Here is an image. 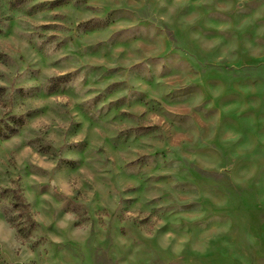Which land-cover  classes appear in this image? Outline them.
Returning <instances> with one entry per match:
<instances>
[{
	"label": "rangeland",
	"instance_id": "obj_1",
	"mask_svg": "<svg viewBox=\"0 0 264 264\" xmlns=\"http://www.w3.org/2000/svg\"><path fill=\"white\" fill-rule=\"evenodd\" d=\"M0 65L15 72L0 83V101L7 99L0 107L8 109L0 111V163L5 145L30 123H47L40 119L46 106L13 108L67 103L77 86L88 99L76 100L80 119L64 133L58 168L82 169L91 133L103 141L110 125H123L105 141V166L117 165L130 182L107 194L117 196L112 218L121 239L106 235L90 264L101 257L112 264H264V0H0ZM45 69L51 84L34 91ZM41 140L10 145L8 163L14 167L27 148L47 155L51 143L33 147ZM8 193L19 199L17 189ZM17 232L24 241L31 235ZM62 247L71 245H58L50 258Z\"/></svg>",
	"mask_w": 264,
	"mask_h": 264
},
{
	"label": "clouds",
	"instance_id": "obj_2",
	"mask_svg": "<svg viewBox=\"0 0 264 264\" xmlns=\"http://www.w3.org/2000/svg\"><path fill=\"white\" fill-rule=\"evenodd\" d=\"M31 31L30 28L25 29ZM71 51V49H70ZM23 63L19 71H23L27 66ZM78 63H84L83 60ZM73 64L72 67H76ZM0 71L8 74V80H0V83H8L15 72L11 68L0 65ZM39 78L32 81L40 87L34 91H47L50 84L51 73L46 69L38 74ZM83 77H81L82 79ZM72 89V85H65ZM101 88L103 85L100 86ZM11 91V89H9ZM75 98L69 102L56 101L55 98L42 99L35 104L29 102L25 105L13 108L17 113H26L28 110L35 112L45 111L41 120H46V126H39L35 122L30 123L25 128V134L10 145L18 144L23 146L25 140H30L33 136L43 137L39 144L34 143L33 147L40 144H52L47 155L38 156L31 148L24 149L17 158L13 167L8 163L10 145H5V155L0 163V225L4 227V232L0 235V264H90L88 259L90 252L96 251L98 245L102 244L106 235L110 234V239L119 242L121 238L116 235V221L112 218V213L116 210L117 196L109 197L107 194L117 188L121 189L127 183L122 176H118L120 169L117 165L109 163L105 166V158L111 155L109 145L105 142L108 137L115 136L116 129L123 125H110V130L103 133V141L97 139L96 132L91 133V141L82 169L75 172L67 168H58L56 162L63 157L64 150L61 145L66 144L64 133L69 129L70 123L79 120L80 116L75 108L76 100L88 99L84 95L85 89L81 86L74 88ZM7 103L5 98L0 101V105ZM7 108L0 107V111L6 112ZM45 132L48 135H45ZM84 133L74 140H82ZM103 148L104 151H98ZM16 156V153H12ZM36 155V159L33 156ZM77 159L75 157H67ZM115 160V155H112ZM41 160L47 164H41ZM77 159V163H78ZM38 165L34 171L36 175L25 176L28 166ZM110 168L111 172L106 171ZM4 169H11V175L4 174ZM19 174L23 177L17 181ZM100 177H107L102 181ZM71 184V189H66L65 185ZM48 185L46 192L42 193L43 186ZM17 189L19 199H15L12 193L3 195V189ZM97 193L99 198L93 200L89 193ZM77 191L81 192L78 197ZM53 194H56L55 196ZM155 195V193H153ZM33 202H36L33 204ZM79 203L77 212H63V208L71 203ZM20 203L21 207L14 209L12 205ZM29 205L30 207H25ZM23 213V215H21ZM12 218L13 223H9ZM35 221V225L30 229V225ZM75 222V223H74ZM125 226L130 221L125 218L122 222ZM79 225V226H77ZM17 228H23L25 233L31 230V235L26 241L17 232ZM36 244L35 250L28 247ZM71 245V248L62 247L60 255L51 259L53 250L58 246ZM102 252L103 249H100ZM97 264H112L111 260L101 257Z\"/></svg>",
	"mask_w": 264,
	"mask_h": 264
}]
</instances>
